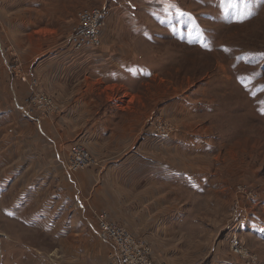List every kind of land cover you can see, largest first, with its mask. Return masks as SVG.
I'll return each mask as SVG.
<instances>
[{
  "label": "rangeland",
  "instance_id": "rangeland-1",
  "mask_svg": "<svg viewBox=\"0 0 264 264\" xmlns=\"http://www.w3.org/2000/svg\"><path fill=\"white\" fill-rule=\"evenodd\" d=\"M8 1L1 0L0 17L11 6ZM69 1L78 11L108 8L102 45L86 49L94 55L98 52L95 60L102 64L111 60L114 51L124 50L133 63H142L140 81L135 83L139 87L132 89L137 91L131 104L134 109L118 116L119 126L138 120L136 135L128 139V151L136 157L142 152L158 157L157 149L169 143L190 150L186 160L177 159L175 171L159 173L156 185L135 189L138 210L145 201L155 207L157 200V213L168 216L164 228L131 229L132 233L148 243L157 264H264V0H247L251 15L243 20L236 13L244 0H235L237 9L227 10L228 0H54L55 5ZM76 20L77 16L67 29L58 28L55 32L60 34L46 40L45 50L69 40ZM104 33L112 35L109 40L105 41ZM3 35L8 42H2L1 48L10 62H5L0 51V82H5L10 93L11 86L17 90L19 83L24 85L21 107L34 109L35 115L29 118L40 124L37 112L43 107L33 105L32 97L43 89L33 68L22 66L18 57L11 58L17 55L16 47L4 30ZM14 63L19 65L16 72L17 67L10 65ZM53 68L61 81L62 68ZM131 70L139 73V68ZM116 77L133 80L126 73ZM3 89L0 84V102L4 103ZM41 93L53 101L48 109L59 106L64 114L68 104L61 105L51 91ZM122 93L113 99L111 95L103 106L120 111L118 106L129 96ZM21 107L12 113L11 105H0V131H12L20 118L27 121ZM145 138H150V144L144 143ZM91 154L92 165L76 172L63 169L67 183L75 186L76 174L99 162ZM68 157L69 151L66 162ZM142 161L150 162L143 157ZM183 173H188V179ZM33 174V178L46 175L41 170ZM60 176L50 175L48 185H27L24 191L17 183H0V264H79L82 258L102 257L89 247L80 250L82 242L90 245L92 240L112 250V244L89 234L101 212L84 202L87 211L77 212L81 204L74 206L67 193L61 194L63 200L54 178ZM86 215L91 217L86 219Z\"/></svg>",
  "mask_w": 264,
  "mask_h": 264
},
{
  "label": "crops",
  "instance_id": "crops-1",
  "mask_svg": "<svg viewBox=\"0 0 264 264\" xmlns=\"http://www.w3.org/2000/svg\"><path fill=\"white\" fill-rule=\"evenodd\" d=\"M55 4L54 0H11V6H7L4 16L0 17V51L3 53L5 62L8 64L10 57L8 55L6 57L1 48L2 42L5 44L8 42L3 35V30L4 34L9 36L10 42L17 48H14L17 55L11 54V58L18 57L22 66L33 68L39 86L43 89L39 92H44V89L52 93L58 91L54 94V98H57L56 100L63 106L68 104L64 114L59 111L58 105H56L58 109H51L48 113L37 112L42 117L41 125L29 118L31 115L24 113L23 118L28 123L20 118L16 122L17 125L10 128L12 131H0V183L8 186L17 183L24 191L34 184L42 186L47 183L48 185L50 175H61L54 177L57 181L58 194L65 193L63 197L66 193L69 194L71 197L69 200L71 203L74 202V206L81 204L77 212L82 209L87 211L86 206L97 212L105 211L110 220L131 232H133L131 229H163L168 216L157 213V200L155 199V207H148L149 201H145L141 212L134 203L137 197L134 193L135 189L156 185L158 182L156 180H159L162 175L159 173L167 170L175 171L179 162L177 159L186 160L190 157L187 155L190 150H184L169 143L170 145L166 147L169 146L170 149L165 146L157 149L158 155H161L158 157L148 153L143 154V152V155L136 157L135 153L128 151V139L136 135L135 123L138 120L129 119V122L119 126L118 116L128 110L132 112L134 109L131 104L137 96V91L132 89L139 87L135 83L140 81L142 63L140 61L133 63V57L124 50H118L110 55V61L105 60L100 64L98 59L95 60L98 52L94 55L84 49L79 54L72 49L67 39L60 45L45 50L46 40L55 39L60 34L55 32L58 28L67 29L74 18L76 19L78 12L77 5H72L71 1L62 5ZM46 30L50 33L47 34ZM104 34L105 41L112 36ZM115 63L117 65L127 64L123 67H116L113 65ZM137 64L138 67H136ZM55 66L61 67L64 72L61 81L58 76L59 72L57 73L53 68ZM133 68H139V73L131 70ZM121 73L130 75L133 80L128 82L117 79L116 76ZM0 84L4 87L3 91H6L4 103L0 102V105H11L12 113L19 111L20 102L23 99L20 95L25 89L24 85L19 83L16 86L17 90L11 86L13 93H10L5 89V82L2 81ZM121 91L123 97L126 94L129 96L118 106L120 111L117 109L114 112L111 108L103 106L104 101L111 99V95L113 99L119 96ZM24 109L26 110L25 107ZM33 114L35 115L34 110ZM73 142L88 146L91 149L90 152L99 161L96 165L76 174L75 186L65 181L66 178L62 172L67 167L68 148ZM150 142V138L144 139L146 145ZM166 150L170 152V155L166 154ZM142 157L150 162L143 163ZM34 170L45 171L46 175L41 176L42 178H33ZM187 170L189 169L185 168V171ZM15 174H17L16 177H14ZM187 174H184L185 179H188ZM72 182L74 180L71 178ZM88 217L91 216L86 215V219ZM70 227L74 228V226ZM79 227L75 225V229H84L81 225ZM89 234L91 237L96 236L93 229H90ZM96 242L89 241L90 245L86 241L82 242L83 249L80 250L91 248L102 257L97 255L95 258H82L79 264H109L111 246L107 244L108 250H106ZM93 245L98 246L93 247ZM104 256L105 258L107 256L106 260ZM75 259L79 260V258Z\"/></svg>",
  "mask_w": 264,
  "mask_h": 264
},
{
  "label": "built area",
  "instance_id": "built-area-1",
  "mask_svg": "<svg viewBox=\"0 0 264 264\" xmlns=\"http://www.w3.org/2000/svg\"><path fill=\"white\" fill-rule=\"evenodd\" d=\"M2 9V2L0 0V13ZM108 17L107 6L95 8H83L77 13V20L74 24L70 34L69 43L74 49H97L103 43V30L106 25ZM17 67L19 65L10 64ZM23 80H27L23 76ZM33 105H40L43 107L42 113H48L55 108L53 101L45 93L36 92L32 97ZM24 112L30 116L34 115V109H24ZM95 162L91 152L81 143H74L69 150V157L67 168L71 172H76L80 169L86 168ZM96 236L104 242L112 244L113 248L109 255V264H157L151 254V249L148 243L135 236L127 228L120 226L110 220L107 212H101L97 215V225L94 229ZM238 246L237 243L234 244ZM238 252V247L235 248Z\"/></svg>",
  "mask_w": 264,
  "mask_h": 264
},
{
  "label": "snow or ice",
  "instance_id": "snow-or-ice-1",
  "mask_svg": "<svg viewBox=\"0 0 264 264\" xmlns=\"http://www.w3.org/2000/svg\"><path fill=\"white\" fill-rule=\"evenodd\" d=\"M222 2H223V0H222ZM225 8H226V10L228 8L237 9V4H236L235 0H228V2L225 3ZM236 15L241 20L246 19L251 15V11L249 9V5L247 3V0H244L243 7L237 11ZM203 46L208 47V45L206 43L203 44Z\"/></svg>",
  "mask_w": 264,
  "mask_h": 264
}]
</instances>
